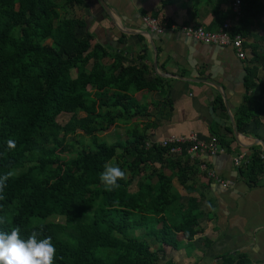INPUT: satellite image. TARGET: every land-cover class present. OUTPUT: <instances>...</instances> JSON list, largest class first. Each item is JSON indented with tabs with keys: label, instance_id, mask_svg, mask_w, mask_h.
Wrapping results in <instances>:
<instances>
[{
	"label": "trees",
	"instance_id": "16d2710c",
	"mask_svg": "<svg viewBox=\"0 0 264 264\" xmlns=\"http://www.w3.org/2000/svg\"><path fill=\"white\" fill-rule=\"evenodd\" d=\"M167 2L161 0L162 5ZM74 3L83 0H0V176L11 173L0 199V219L5 221L0 232L20 226V237L27 240L42 228L38 239L52 238L55 264H159L163 245L183 246L188 253L191 245L184 246V241L193 240L202 211L197 198L180 195L173 182L192 193L187 176L199 169V161L190 158L186 145L180 156L157 141L147 147L149 138L137 123L128 131L129 144L99 142L97 136L115 127L118 119L129 121L140 114L144 106L132 98L131 89L166 94L168 84L160 76L146 80L143 70L122 65L120 55L103 65L109 53L92 45L90 32L78 36L76 28L85 22L60 11H69ZM263 13V0H239L232 34L246 38L251 20ZM224 17L213 20L219 26ZM250 46L256 56V45ZM255 79L251 66L246 90L255 87ZM215 102L222 104L220 98ZM250 107L255 115H249ZM240 110L236 128L264 111L253 103ZM63 112L71 117L62 125L56 118ZM150 126L142 125L144 130ZM82 134L93 137V149L74 153L68 138L77 143ZM215 137L228 145L222 136ZM9 139L15 141L14 149L7 147ZM113 161L126 179L109 190L99 175ZM243 167L249 183L263 172L258 153ZM137 230L143 232L137 235ZM234 263L250 264L241 255H223L219 264Z\"/></svg>",
	"mask_w": 264,
	"mask_h": 264
},
{
	"label": "crops",
	"instance_id": "0c3cea01",
	"mask_svg": "<svg viewBox=\"0 0 264 264\" xmlns=\"http://www.w3.org/2000/svg\"><path fill=\"white\" fill-rule=\"evenodd\" d=\"M100 1L83 0L69 11H60L85 22V27L76 28L78 36L90 32L92 45L109 53L110 57L101 61L103 65L113 62L111 56L120 55L124 57L122 65L143 70L146 80L160 76L168 84L166 94L131 89L132 98L144 107L129 121L118 119L117 125L125 124L128 131L135 123L141 127L152 123L144 133L155 141L194 132L201 139L219 135L228 142L224 153L202 157L209 170L230 181L227 187L207 178L200 167L187 176L186 183L195 189L192 193L186 194L179 184L181 189L173 184L180 195L197 198L202 214L193 240L184 241V246L191 245L190 251L163 245L160 258L173 264H219L223 255H241L250 264H264V169L254 183L243 174L251 154L264 152V111L240 128L235 125L240 108L253 103L264 109V13L262 18L251 20L249 35L244 38L246 57L239 58L230 45L203 43L182 31L187 25L215 30L219 26L213 19L218 15L233 24L232 0H168L163 5L161 0ZM145 18L155 19L162 32L148 28ZM252 43L257 47L256 56ZM251 66L256 68L255 87L246 90L245 78ZM92 68L93 62L88 66ZM77 73L74 68L75 78ZM211 103L217 121L211 117ZM250 108L249 115H255V108ZM241 152L247 155L237 167L233 158Z\"/></svg>",
	"mask_w": 264,
	"mask_h": 264
},
{
	"label": "built area",
	"instance_id": "2783aa9c",
	"mask_svg": "<svg viewBox=\"0 0 264 264\" xmlns=\"http://www.w3.org/2000/svg\"><path fill=\"white\" fill-rule=\"evenodd\" d=\"M233 6V17L234 21L238 15L239 0H232ZM148 28L152 31L162 32L163 28L157 23L155 19L145 18L144 19ZM235 22L232 24L231 21H223L219 27L215 30H209L203 26H183L182 31L192 36L203 43L215 44V45H230L239 58L246 57V49L244 45V37L240 34H232V29ZM155 140L148 139L145 143L147 147L150 146ZM161 146L169 147V153L173 156H180L182 153V145H186V152L191 159H197L199 161V167L205 172L207 178H211L217 181L220 186L227 187L230 184L229 180L220 179L215 173L206 167L205 162L202 160L204 154H218L224 153L225 147L219 143L215 136H211L208 139H201L196 133L190 132L186 135H169L161 138L157 141ZM246 152H241L233 158V164L237 167L243 165V160L246 157ZM259 159L264 169V152L259 154Z\"/></svg>",
	"mask_w": 264,
	"mask_h": 264
},
{
	"label": "clouds",
	"instance_id": "9594fccd",
	"mask_svg": "<svg viewBox=\"0 0 264 264\" xmlns=\"http://www.w3.org/2000/svg\"><path fill=\"white\" fill-rule=\"evenodd\" d=\"M15 146L14 140L7 141L9 149H14ZM10 175L11 173H5L0 176V199H3L2 193ZM99 179L106 188L114 190L120 187L119 180L126 179V172L117 165L106 163ZM0 223L5 221L0 219ZM42 231V228L39 232L32 231L27 240L20 237V226L13 227L10 233L0 232V264H55V245L50 236L38 239Z\"/></svg>",
	"mask_w": 264,
	"mask_h": 264
},
{
	"label": "rangeland",
	"instance_id": "374dc122",
	"mask_svg": "<svg viewBox=\"0 0 264 264\" xmlns=\"http://www.w3.org/2000/svg\"><path fill=\"white\" fill-rule=\"evenodd\" d=\"M81 116H85L84 114H80L79 117ZM71 117V113H66V112H63L61 114H59L56 118L57 122L59 124H65L69 118ZM121 120H119L118 122H120ZM138 124V127H139V130L141 132H144V129L143 127L140 126V123H137ZM117 126V127H116ZM115 127H112L109 131H101L98 133V141L99 142H102V141H106L108 144H115V143H119V142H122V143H125V144H129V141H130V129H132L134 127V124L133 125H130V127H128V131L127 128H125V124H119V125H116ZM68 141L71 143V145H73V152L75 153L76 150H80V149H84V150H87V149H93V146H92V141H93V137H90V136H86V135H80L77 137V143H74L73 142V139L71 137L68 138ZM64 156H67L69 157V155H66L64 154ZM115 161H113L112 164H114ZM158 164L154 165L155 168H158ZM137 178L135 177V180ZM135 180L133 182L130 183L129 185V189L131 190H135ZM173 184H176V186L178 185L177 182H173ZM177 188H179L177 186ZM181 189V188H179ZM57 221H61V222H64V218L63 217H57ZM143 232V230H137L135 231V234L139 235ZM164 253H161L160 255H163ZM167 254V253H166ZM165 254V256H166ZM167 257H169L167 255ZM166 258H160V261H159V264H165V260ZM168 259V258H167ZM196 261L199 262L200 259L199 258H196Z\"/></svg>",
	"mask_w": 264,
	"mask_h": 264
},
{
	"label": "water",
	"instance_id": "95a60500",
	"mask_svg": "<svg viewBox=\"0 0 264 264\" xmlns=\"http://www.w3.org/2000/svg\"><path fill=\"white\" fill-rule=\"evenodd\" d=\"M98 1L101 3L100 0H98ZM209 111H210V113H211V117H212V119H215V120L217 121L218 119H217V118H214L212 103L210 104V109H209Z\"/></svg>",
	"mask_w": 264,
	"mask_h": 264
}]
</instances>
